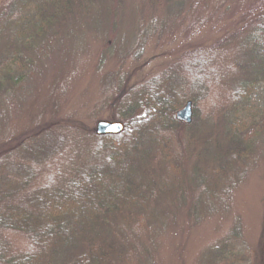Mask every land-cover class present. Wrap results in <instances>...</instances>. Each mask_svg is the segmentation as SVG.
<instances>
[{"label": "rangeland", "instance_id": "obj_1", "mask_svg": "<svg viewBox=\"0 0 264 264\" xmlns=\"http://www.w3.org/2000/svg\"><path fill=\"white\" fill-rule=\"evenodd\" d=\"M50 1L0 0L4 186L28 168L35 187L104 161L95 125L122 122L115 96L169 85L183 101L160 122L194 100L166 149L134 163L131 179L148 184L150 200L85 228L55 262L94 243L124 251L121 264H264V0ZM42 13L52 19L41 33ZM2 234L26 247L23 233Z\"/></svg>", "mask_w": 264, "mask_h": 264}, {"label": "trees", "instance_id": "obj_2", "mask_svg": "<svg viewBox=\"0 0 264 264\" xmlns=\"http://www.w3.org/2000/svg\"><path fill=\"white\" fill-rule=\"evenodd\" d=\"M55 1H50L52 6ZM40 17L42 21L35 23L34 28L42 33L52 18L45 13ZM19 54L15 50L14 59ZM165 87V90L155 89L148 97L131 92L114 97L112 106L124 129L114 135L95 133L98 143L94 146L107 152V157L104 161L84 160L77 167L79 176L67 178L58 174L56 182L34 187L36 175L28 168L21 178L6 186L0 179V264H58L55 257L60 249L73 243V238L85 228L103 221L106 215L136 199L146 200L145 203L150 200L153 190L148 184L139 186L131 178H134L135 161H144L151 147L158 143L160 148L166 149V134L182 124L176 118L159 120L164 109H173L183 101L173 100L170 86ZM246 88L242 89V94H247ZM160 137H165L163 142ZM8 156L10 158L7 152L0 156L2 166ZM6 230L23 233L26 247L16 250L2 234ZM212 252L217 255L215 249ZM128 257L124 251L111 255L103 246L91 243L84 252L60 264H121L117 261Z\"/></svg>", "mask_w": 264, "mask_h": 264}, {"label": "water", "instance_id": "obj_3", "mask_svg": "<svg viewBox=\"0 0 264 264\" xmlns=\"http://www.w3.org/2000/svg\"><path fill=\"white\" fill-rule=\"evenodd\" d=\"M179 121L190 123L192 119V103L186 101L182 108L175 113ZM123 124L120 121H98L95 125V133L98 135L119 134L123 131Z\"/></svg>", "mask_w": 264, "mask_h": 264}]
</instances>
